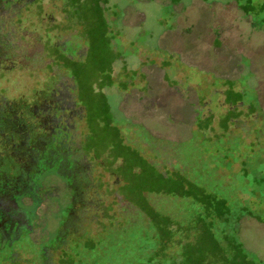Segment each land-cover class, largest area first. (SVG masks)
I'll return each instance as SVG.
<instances>
[{"label": "rangeland", "instance_id": "rangeland-1", "mask_svg": "<svg viewBox=\"0 0 264 264\" xmlns=\"http://www.w3.org/2000/svg\"><path fill=\"white\" fill-rule=\"evenodd\" d=\"M69 1L0 0V100L28 108L1 128L25 183L0 264H170L209 227L264 264V0H106V27Z\"/></svg>", "mask_w": 264, "mask_h": 264}, {"label": "trees", "instance_id": "trees-1", "mask_svg": "<svg viewBox=\"0 0 264 264\" xmlns=\"http://www.w3.org/2000/svg\"><path fill=\"white\" fill-rule=\"evenodd\" d=\"M81 1H83V3H81ZM70 13L73 15H76V20L78 22L82 23V20L79 19L81 12H87L88 14L92 17V18H98L102 21V24L104 23V26L106 25V21L104 18V8H103V2H106V0H70ZM89 2L91 3V5H89ZM79 15V17H78ZM83 24V23H82ZM106 27V26H105ZM74 65H79V63L74 64ZM73 65V66H74ZM28 110L27 107L21 105L19 107L16 106V104H8L7 101L5 100H0V137L1 134H4V132L1 130V128H3V126L5 127L8 126L7 132L10 134V136H15L14 134H16L14 131V125L12 123V120L15 116H18L20 113H24V111ZM9 124V125H8ZM9 130V131H8ZM6 132V133H7ZM6 158L8 161L4 162L3 159ZM23 172H21L18 168L15 167V161H13L11 158L8 157V155L3 154L0 155V183L2 182V180H6L7 179V183L6 185H3V189L6 188V190H8V192L3 193L0 192V233H2L1 231H3L4 228V224H12L14 222H12L15 215H16V210H15V201L14 199V195L15 196H20V198L22 197L21 195V191L20 188H22L24 186L25 180H24V176L23 174H21ZM145 173V168L142 170L141 175ZM154 175L156 176L157 174L154 173ZM161 176V175H159ZM153 182L151 184V186L155 183L157 184L160 183L161 186L165 185V182L162 180V178L160 177H153ZM155 178H157V180H155ZM141 179V177L139 178ZM135 180V179H134ZM148 181H146L147 183ZM187 183V182H184ZM191 183V182H190ZM149 184V182H148ZM148 184H141L139 185L138 189L139 192H143L145 190L152 188L150 185L149 187H146V185L148 186ZM145 185V186H144ZM134 189V185L131 183L129 185V187L126 188V192L128 193L129 191H133ZM188 194V193H184L183 195ZM186 197L189 196V199L191 202H193L196 206H198L199 204H202V207L204 209V212L208 215L207 218H209V215H212L211 212V206H209L208 204L204 203L203 200H206V198H202L200 199V197L194 195V194H189V195H185ZM193 197V198H191ZM146 199V198H145ZM138 200V205L140 208L139 211V216H141L142 214L146 215L149 219L147 222L145 223H153L156 225L158 231H159V241L161 243L162 246V242L168 243V241L170 240V238L172 236H170V234L172 233H163V231L161 232L160 230L162 229L161 226H163V224H160V221H163L165 219L168 220V218H163L164 214H161L159 212H145L144 213V206L145 204L148 205L149 202L148 200ZM147 202V203H146ZM200 202V203H199ZM39 207V205H38ZM145 209V208H144ZM13 215V216H12ZM11 216V217H10ZM18 216V215H17ZM200 216V214H199ZM15 221L17 220L19 223V217L14 218ZM201 220H199L200 222L203 220L202 217L200 218ZM165 220V221H167ZM222 233L224 234V236H229L228 233H226V229L223 228ZM204 239H205V243L202 242L199 244H197L198 249L195 250V246H192L193 249H189L187 246H184V253L182 256V260L181 262H177L176 260L171 261L170 264H184L183 262V258L185 257V259L187 258L188 260L186 261V264H215L216 262H218L219 264H223V263H227V264H233L234 261L233 259L230 258V260H226V253H224V250L219 248L217 242H216V235L214 233V230L212 227H209V230L204 232L202 235H200V237L202 238L203 235ZM147 236V234H145ZM148 238V236L146 237ZM203 240V238H202ZM195 245V244H192ZM204 247V248H202ZM232 247V246H231ZM241 249L242 247L239 246ZM222 250V251H221ZM187 256V257H186ZM215 258H217V260H214ZM246 259V258H245ZM96 264V263H95Z\"/></svg>", "mask_w": 264, "mask_h": 264}]
</instances>
